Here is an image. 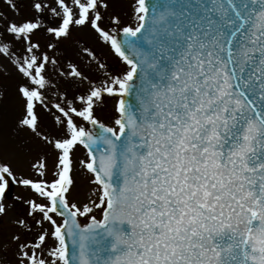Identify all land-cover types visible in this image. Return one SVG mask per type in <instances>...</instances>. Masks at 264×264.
<instances>
[{
  "label": "snow or ice",
  "instance_id": "obj_1",
  "mask_svg": "<svg viewBox=\"0 0 264 264\" xmlns=\"http://www.w3.org/2000/svg\"><path fill=\"white\" fill-rule=\"evenodd\" d=\"M0 264H264V0H0Z\"/></svg>",
  "mask_w": 264,
  "mask_h": 264
},
{
  "label": "rangeland",
  "instance_id": "obj_2",
  "mask_svg": "<svg viewBox=\"0 0 264 264\" xmlns=\"http://www.w3.org/2000/svg\"><path fill=\"white\" fill-rule=\"evenodd\" d=\"M89 40L91 43H93L94 46L97 47L100 55L105 59L106 63L108 64L109 68L112 71H118L119 70V65L116 64L113 60V58L108 55L107 53V49L103 46V45H99L96 43V41L89 37ZM110 109H111V102H109V105L104 108V109H98V114H100L101 112L108 114L110 113ZM75 156L77 158H81L84 156V152L82 148H77ZM24 167H27V161H24ZM73 176L75 179V186L73 188V194L77 196L78 199L80 200H84L86 197H88L90 195L91 189L93 187L92 184L89 183V174L84 172L80 166L77 164L76 165V170L73 172ZM97 215V217H100V212H96L95 213ZM12 215V212H9V217ZM7 217L5 218V221H7Z\"/></svg>",
  "mask_w": 264,
  "mask_h": 264
}]
</instances>
